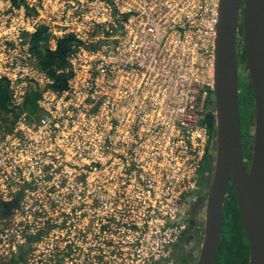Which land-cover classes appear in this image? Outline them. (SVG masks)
Listing matches in <instances>:
<instances>
[{
	"label": "built area",
	"instance_id": "built-area-1",
	"mask_svg": "<svg viewBox=\"0 0 264 264\" xmlns=\"http://www.w3.org/2000/svg\"><path fill=\"white\" fill-rule=\"evenodd\" d=\"M218 4L0 0V264H175L215 123ZM39 29L51 51L71 37L61 88Z\"/></svg>",
	"mask_w": 264,
	"mask_h": 264
},
{
	"label": "water",
	"instance_id": "water-1",
	"mask_svg": "<svg viewBox=\"0 0 264 264\" xmlns=\"http://www.w3.org/2000/svg\"><path fill=\"white\" fill-rule=\"evenodd\" d=\"M242 33L246 72L254 99L249 166L242 151L236 33ZM214 41L215 161L194 264H215L228 181L249 248L248 264H264V0H219ZM1 216H7L11 206Z\"/></svg>",
	"mask_w": 264,
	"mask_h": 264
},
{
	"label": "trees",
	"instance_id": "trees-1",
	"mask_svg": "<svg viewBox=\"0 0 264 264\" xmlns=\"http://www.w3.org/2000/svg\"><path fill=\"white\" fill-rule=\"evenodd\" d=\"M43 32L44 31L42 29H39L31 35V48L35 51V53H37L42 68L55 79V87L61 88L63 87L62 79L65 77H63V74H56V70L65 64L66 55L71 49V37L67 36L58 40L56 49L51 51L46 47L48 36L43 35ZM40 39H44L45 41L42 50L39 47ZM241 50V53H237V57L241 58L245 64L244 50L243 48ZM36 98L37 97L34 93L31 94L30 97L25 100L24 109H28L31 113L39 115ZM7 101L8 98L5 88H0V111L8 109ZM239 112L241 127L243 123L244 132L246 133V137H244L245 135H242L241 130L243 156L250 157L252 145L248 142L247 135L248 128L250 129V127L253 126L254 99L249 83L246 84L242 93H239ZM210 117L209 124L211 130H215L213 116ZM179 242L180 241L175 243L172 248L175 259H177L178 256L177 246ZM248 260V243L240 222L235 194L232 192V186L230 184L226 189V195L223 201L221 237L215 264H248ZM175 264H177V261Z\"/></svg>",
	"mask_w": 264,
	"mask_h": 264
},
{
	"label": "flooded vegetation",
	"instance_id": "flooded-vegetation-1",
	"mask_svg": "<svg viewBox=\"0 0 264 264\" xmlns=\"http://www.w3.org/2000/svg\"><path fill=\"white\" fill-rule=\"evenodd\" d=\"M238 32L239 29L236 33V39ZM242 48H243V44H242ZM238 77H240L239 73H238ZM215 151H216V140H215V131H214V135L212 136L211 134L208 144V150L203 159L202 169L199 172L196 184L186 199L184 216L185 219L187 220V226L177 246L178 256L177 259H175V262L177 261V264H194L195 261L194 257L197 254H195V252L191 250L190 248L191 246L189 244L192 242L199 243L202 238L203 216H204L205 201L207 196L206 190L212 178L214 161H215ZM230 184L232 186L231 181H228L226 189L229 187ZM232 192H234L233 187H232ZM221 229H222V222H221Z\"/></svg>",
	"mask_w": 264,
	"mask_h": 264
},
{
	"label": "rangeland",
	"instance_id": "rangeland-1",
	"mask_svg": "<svg viewBox=\"0 0 264 264\" xmlns=\"http://www.w3.org/2000/svg\"><path fill=\"white\" fill-rule=\"evenodd\" d=\"M239 34V36H238ZM237 34V39H236V52L237 53H241V49H242V35L240 33V30ZM237 63H238V71H239V93L241 94L243 89L246 87V84H248V81H249V77H248V73L246 72V66H244V61L241 60V58H237ZM248 86V85H247ZM246 90V89H245ZM254 121V119H253ZM252 127H250V129L248 128V135H247V139H248V142L252 145L253 143V135H252ZM241 130H242V135H245L244 137H246V133L244 132V124L242 123V127H241ZM212 131V130H211ZM214 129L212 131V136L214 135ZM248 145V144H247ZM251 149H252V146H251ZM244 161H245V167L248 168L249 166V157H246L244 156ZM191 247V250L193 252H195V254H197L198 250H199V246H200V243H190L189 244ZM195 259V257H194ZM175 263V262H174Z\"/></svg>",
	"mask_w": 264,
	"mask_h": 264
},
{
	"label": "bare ground",
	"instance_id": "bare-ground-1",
	"mask_svg": "<svg viewBox=\"0 0 264 264\" xmlns=\"http://www.w3.org/2000/svg\"><path fill=\"white\" fill-rule=\"evenodd\" d=\"M238 73H239V71H238Z\"/></svg>",
	"mask_w": 264,
	"mask_h": 264
}]
</instances>
